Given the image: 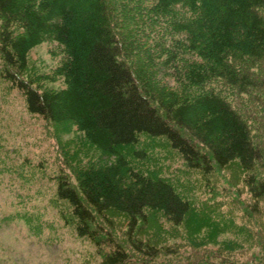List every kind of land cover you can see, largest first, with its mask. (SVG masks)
Masks as SVG:
<instances>
[{"label":"trees","instance_id":"16d2710c","mask_svg":"<svg viewBox=\"0 0 264 264\" xmlns=\"http://www.w3.org/2000/svg\"><path fill=\"white\" fill-rule=\"evenodd\" d=\"M153 1L159 14L170 16L176 6L193 14L191 20L173 16L174 30L187 34L180 51L151 45L137 27L135 7L125 12L122 0H0L1 77L23 95L30 114L57 125L72 123L91 146L114 158L76 171L74 181L65 173L57 177V197L70 208L77 234L99 245L98 219L106 220L108 211L124 214L132 232L146 211L160 212L176 226L191 211L168 180L135 170L121 153L143 137L165 140L204 176L233 162L249 174L264 159L241 114L204 89L213 79L243 93L259 86L253 69L264 61V0ZM48 39L67 51L65 87L41 91L23 74L30 51ZM158 53L167 56L161 65L176 68L196 54L201 62H190L180 73L187 86L201 90L179 97L160 86ZM247 186L257 204L264 180L250 176ZM107 237L112 248L101 264H126V248ZM138 249L152 259L157 255Z\"/></svg>","mask_w":264,"mask_h":264},{"label":"rangeland","instance_id":"374dc122","mask_svg":"<svg viewBox=\"0 0 264 264\" xmlns=\"http://www.w3.org/2000/svg\"><path fill=\"white\" fill-rule=\"evenodd\" d=\"M122 1L125 12L135 7L137 27L151 45L183 49L187 34L171 24L173 16L191 20L189 9L173 7L169 16L157 13L153 0ZM158 54L160 86L179 97L201 90L187 86L180 73L190 62H201L196 54L189 53L179 68L161 65L167 56ZM67 60L66 49L48 39L30 51L23 78L41 91L63 89L61 68ZM2 63L0 54V264H101L112 248L108 233L130 254L126 264H264V197L256 204L247 186L250 176L264 180V159L249 174L233 162L204 176L189 169L163 139L143 137L139 146L121 153L135 170L168 180L190 202L184 222L176 226L162 213L146 211L132 232L129 219L111 210L106 220L98 219L101 245L80 237L70 208L57 197V177L65 173L74 181L76 171L114 158L91 146L72 123L57 125L30 114L23 95L1 77ZM253 71L259 86L246 93L222 79L204 89L220 94L241 114L264 157V61ZM138 247L157 255L152 259Z\"/></svg>","mask_w":264,"mask_h":264}]
</instances>
